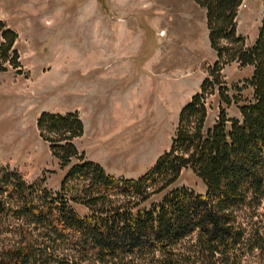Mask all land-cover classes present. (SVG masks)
<instances>
[{
  "label": "trees",
  "instance_id": "1",
  "mask_svg": "<svg viewBox=\"0 0 264 264\" xmlns=\"http://www.w3.org/2000/svg\"><path fill=\"white\" fill-rule=\"evenodd\" d=\"M194 1L204 10L215 59L178 109L167 149L137 177L115 176L75 146L83 132L77 110L40 111L35 127L66 168L51 190L0 163V231H8L0 264H238L240 248L264 253L263 226L238 218L264 202V0L249 45L236 32L241 0ZM16 37L0 21V71L20 65ZM229 61L250 66L241 84H222ZM209 94L216 102L210 120ZM185 169L202 192L175 184ZM189 235L188 252L179 251Z\"/></svg>",
  "mask_w": 264,
  "mask_h": 264
},
{
  "label": "rangeland",
  "instance_id": "2",
  "mask_svg": "<svg viewBox=\"0 0 264 264\" xmlns=\"http://www.w3.org/2000/svg\"><path fill=\"white\" fill-rule=\"evenodd\" d=\"M237 8L236 32L249 45L262 0H241ZM0 21L17 33L20 64L0 71V163L51 190L66 166L60 167L35 127L40 111L77 110L83 124L74 138L78 150L109 174L135 178L167 149L178 109L215 59L204 10L194 0H0ZM250 69L224 63L222 84H241ZM206 103L210 120L212 94ZM175 184L203 191L189 169ZM244 210L239 221L262 225L264 238V202ZM5 220L11 229L18 224L8 215ZM7 232L1 229L0 238ZM193 241L187 236L178 250L187 253ZM241 249L235 252L238 264H264V253Z\"/></svg>",
  "mask_w": 264,
  "mask_h": 264
},
{
  "label": "bare ground",
  "instance_id": "3",
  "mask_svg": "<svg viewBox=\"0 0 264 264\" xmlns=\"http://www.w3.org/2000/svg\"><path fill=\"white\" fill-rule=\"evenodd\" d=\"M159 34H160V35L163 34V31H161Z\"/></svg>",
  "mask_w": 264,
  "mask_h": 264
},
{
  "label": "crops",
  "instance_id": "4",
  "mask_svg": "<svg viewBox=\"0 0 264 264\" xmlns=\"http://www.w3.org/2000/svg\"><path fill=\"white\" fill-rule=\"evenodd\" d=\"M160 35V34H159Z\"/></svg>",
  "mask_w": 264,
  "mask_h": 264
}]
</instances>
